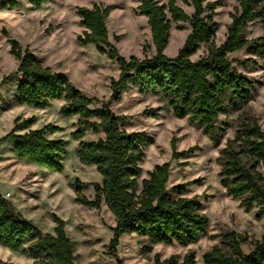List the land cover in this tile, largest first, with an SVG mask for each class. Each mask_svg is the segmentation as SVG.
Listing matches in <instances>:
<instances>
[{
	"label": "trees",
	"instance_id": "1",
	"mask_svg": "<svg viewBox=\"0 0 264 264\" xmlns=\"http://www.w3.org/2000/svg\"><path fill=\"white\" fill-rule=\"evenodd\" d=\"M39 7L48 0H28ZM193 9L188 13L178 2ZM139 13L147 18L156 54L139 58L122 56L110 42L106 21L113 5L94 4L80 7L78 36L81 44H95L99 51L117 61L118 79L111 80L110 102L119 101L132 86L141 93L159 96L168 110L203 128L217 139V120L252 97L255 84L237 70L229 54L247 48L248 53L264 59V34L256 39L246 37V26L254 20L264 22V0H240L237 12L231 15L224 42H215L218 24L215 10L222 0H139ZM16 5V1H11ZM191 23V32L174 57L164 51L169 43L173 24L184 29ZM10 52L19 62L18 69L7 80L19 77L15 103L46 107L54 99H65L64 115L78 116L76 138L88 130L103 135L97 140H81L76 152L86 165H95L102 175V185H95V198L82 194L78 180L76 200L82 205L100 208L102 199L115 217L111 250L115 253L120 236L139 234L151 245L195 243L206 231L207 216L195 197H187L185 184H177L173 197L167 188L170 164L156 165L141 182L140 163L144 148L153 138L143 131L128 132L123 128L125 116H116L106 103L91 108L94 98L82 94L71 81L40 62L28 49L22 50L17 40L10 39ZM205 55L192 59L200 46ZM252 60V58L248 59ZM4 81V82H6ZM151 112V111H150ZM34 117H17L14 127L3 140H13L20 159L36 162L50 170L61 171L66 154V142L49 138L58 129L53 124L32 129ZM224 131V129H220ZM184 153L174 152L178 158ZM221 183L229 196L239 199L247 208H256V217H264V130L254 116H244L233 138L220 151ZM54 232L42 234L39 228L24 219L9 199L0 194V243L19 250L32 258V264H78L76 243L65 231V221L54 215ZM248 237L236 231H226L222 239L203 255L204 264H264V237L251 242L249 252L242 244ZM13 264V263H9ZM121 264V262H119ZM155 264H177L176 257L155 258ZM180 264H198L195 253L185 254Z\"/></svg>",
	"mask_w": 264,
	"mask_h": 264
},
{
	"label": "rangeland",
	"instance_id": "2",
	"mask_svg": "<svg viewBox=\"0 0 264 264\" xmlns=\"http://www.w3.org/2000/svg\"><path fill=\"white\" fill-rule=\"evenodd\" d=\"M0 0V194L7 196L16 211L36 225L42 234L54 232V215L65 221L67 235L76 243L78 264H155V258L176 257L180 264L186 253H195L198 264H204L203 255L222 239L226 231H236L248 237L242 244L249 252L251 242L264 237V217H256V208H245L239 199L229 196L221 183L220 151L233 138L244 116H254L264 130V59L248 53L247 48L229 54L233 66L249 76L255 87L252 97L217 120V139L202 127L168 110L165 102L152 93H141L132 86L119 101L110 102L112 79L120 76L117 61L99 51L95 44H81L78 36L84 27L80 24L78 8L94 4L113 5L106 24L110 42L119 53L129 59L152 57L156 49L152 42L147 18L138 10L139 0H48L36 7L28 0ZM167 2L168 0H159ZM192 14L193 9L178 2ZM240 0H222L215 10L218 24L215 42L226 39L231 15L239 10ZM173 24L169 43L164 53L174 57L183 47L191 32V23L184 29ZM246 37L256 39L264 34V22L254 20L246 26ZM10 39L17 40L22 50H30L53 72L65 75L83 95L94 98L91 108L106 103L116 116H125L123 128L128 132L143 131L153 138L144 148L140 163L141 182L156 165L169 163L168 190L185 184L187 197H195L202 204L208 218L206 231L190 245L177 243L149 244L139 234L120 236L115 253L111 250L116 225L115 217L102 199L100 208L82 205L76 200L75 187L79 180L82 194L95 198V185H102V175L95 165L83 164L76 149L81 140H97L103 134L87 131L81 138L78 116L61 112L65 99H54L46 107L15 103L19 77L7 79L18 69L19 62L11 54ZM207 52L202 44L192 59ZM252 58V60H248ZM6 81V82H4ZM151 111V112H150ZM17 117H34V129L53 124L58 129L48 136L66 142V154L61 171L20 159L13 140H3L12 131ZM220 129H224L221 131ZM184 153L175 158L174 152ZM32 264L27 254L0 243V264Z\"/></svg>",
	"mask_w": 264,
	"mask_h": 264
},
{
	"label": "crops",
	"instance_id": "3",
	"mask_svg": "<svg viewBox=\"0 0 264 264\" xmlns=\"http://www.w3.org/2000/svg\"><path fill=\"white\" fill-rule=\"evenodd\" d=\"M32 129H34L33 127H31ZM7 197V196H6Z\"/></svg>",
	"mask_w": 264,
	"mask_h": 264
}]
</instances>
